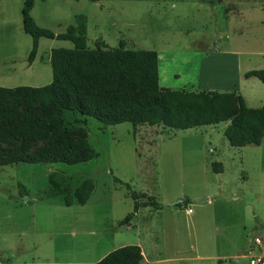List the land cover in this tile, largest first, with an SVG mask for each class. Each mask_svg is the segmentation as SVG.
<instances>
[{"label":"rangeland","instance_id":"rangeland-1","mask_svg":"<svg viewBox=\"0 0 264 264\" xmlns=\"http://www.w3.org/2000/svg\"><path fill=\"white\" fill-rule=\"evenodd\" d=\"M220 1L34 0L30 16L38 27L58 34L67 25L62 9L66 20L67 14H82L88 49L101 41L108 48L122 43L123 49L155 51L159 87L234 93L247 108H259L264 105V82L243 75L264 70V14L254 18L240 13L233 19L230 5ZM21 3L0 0V59L5 56L0 77L6 78L11 66V83L43 86L44 77L28 81L24 70L30 38L21 28ZM244 19L262 25L232 29L231 23L238 27ZM47 48L71 49L72 44L39 39L40 63ZM44 69L50 75L48 63ZM64 122L68 129H83L96 156L73 165L0 168V264H93L111 246L104 242L105 231L122 237L119 242L125 246L139 244L144 255L140 264H196L159 261L157 256L172 255L179 246L187 256L190 245L224 257L218 264H248L249 258L264 255V135L258 146L234 148L222 135L228 122L186 130L144 124L133 129L129 123L103 126L72 113L64 114ZM212 163L220 164V174L212 171ZM52 171L61 173L71 189L90 179L93 191L86 203L66 207L60 196L48 197L46 176ZM131 192L139 203L153 201L160 209L139 208L130 220L135 227L126 231L119 222L132 210ZM256 235L260 246L253 250L247 238ZM238 250L246 251L244 259L237 257Z\"/></svg>","mask_w":264,"mask_h":264},{"label":"trees","instance_id":"trees-1","mask_svg":"<svg viewBox=\"0 0 264 264\" xmlns=\"http://www.w3.org/2000/svg\"><path fill=\"white\" fill-rule=\"evenodd\" d=\"M93 2L94 0H87ZM198 1V0H191ZM220 0H218L219 2ZM214 4L216 0H207ZM33 0H23L21 28L30 37L27 56L30 63L39 38L68 41L71 49L53 48L48 63L51 80L41 87H0V166L13 164L73 165L93 159L96 154L81 128L68 129L64 114L92 118L103 126L129 123L161 125L176 130L228 122L222 135L228 146H258L264 135V105L252 109L234 93L186 92L158 86L157 55L152 50L108 48L101 41L86 47V19L74 16L75 25L53 34L38 27L29 11ZM264 82V70L244 73ZM220 172V164L212 163ZM48 197L60 196L66 207L84 205L93 191L90 179L73 189L59 172L46 176ZM18 188H23L20 183ZM23 195V194H21ZM132 210L120 221L125 224L139 207L160 205L139 203L131 192ZM142 259L135 245L119 247L94 264H139Z\"/></svg>","mask_w":264,"mask_h":264},{"label":"crops","instance_id":"crops-1","mask_svg":"<svg viewBox=\"0 0 264 264\" xmlns=\"http://www.w3.org/2000/svg\"><path fill=\"white\" fill-rule=\"evenodd\" d=\"M60 1L63 2V3L66 2V0H60ZM75 1H77V0H75ZM94 1H96V0H94ZM189 1H191V0H189ZM22 2H23V0H22ZM195 2L209 4L207 2V0H198V1H195ZM220 2L222 4H224V5H230V8L232 10V14L234 15L233 19H238V14H240V13H249L254 18L262 17L263 14H264L263 13L264 12V0H221ZM33 3H34V0H33ZM21 5H22V3H21ZM209 5H211V4H209ZM32 7H33V5H32ZM32 7H31V9H32ZM1 8H2V5H0V16H2V12H1L2 9ZM242 8H243V11H240V9H242ZM31 9L29 11V15H30ZM258 10H260V11H258ZM64 12H65V9H62L59 13L62 16L61 19L62 20L65 19V21L67 22V25L65 26V28L67 26H69V25L74 26L75 25L74 16L79 15V14L72 13L70 16L67 14V20H66V17L64 18V16H63V15H66V13H64ZM20 22H21V15H20ZM261 22L262 21H260V20L259 21H257V20H250V21L246 22V20L244 19L242 21H238V27H236L234 23H231V27H232V29H252L250 27L251 25H253V24H255V25L256 24L262 25ZM256 26H258V25H256ZM85 27H86V24H85ZM254 29H258V28H254ZM64 31H65V29H64ZM39 39H41V38H39ZM39 39H38V41H39ZM48 40H52V39H48ZM37 46H38V42H37ZM30 47H31V41H30ZM51 49H53V48H51ZM51 49H48L47 48L45 50L48 53L47 54L48 56H49V52H50ZM36 57L38 59V62L36 61L37 62V66L35 65V59H36ZM47 57H46V60H45L44 63H40V55H37V48H36L35 55H34L32 61L30 63L27 62V58H26V63L24 64V68H25L24 70L27 73V76H28L27 77V80L28 81H39V80H41L44 77L43 78V79H45V82H43V83H45L44 85H47L50 82V80H51V71H50V75H48V74H46V71L44 69V66L46 65V63H48V58ZM3 58L0 59V61H2ZM14 61L11 62V64L12 65H17V63H14ZM48 66H49V63H48ZM11 71H14V70H12L11 66H9V67L6 68L5 73L8 74V75H10L11 74ZM8 75H5L6 78L0 77V87H3V88H14V87H17L16 84H14V82H12V83L10 82V80L8 79V77H10V76H8ZM0 76H2L1 75V71H0ZM23 83H29V82H23ZM18 85H21V84L19 83ZM28 87H36V86H28ZM38 87H41V86H38ZM13 166H16V164H13ZM3 167H5V166H0V168H3ZM0 173H1V171H0ZM220 173H221V170L217 174H220ZM25 191L23 192V195H20V197H23V196L26 195V192ZM205 202L208 203V199H206ZM145 207H147V206H145ZM139 208H143V207H139ZM139 208L133 214V216L131 217V219H133V217H137L139 215ZM158 209H160V207ZM155 210H157V209H155ZM187 210H190V209H187ZM187 210H186L185 214H186V216H189V214L191 213V210H190V213H187ZM130 220H128L125 224H120V222H119V225H123V229L124 230L130 231V230H132L135 227V224H132L130 222ZM211 229L214 230V229H216V227H213L212 226ZM262 232H264V231H262ZM102 237L104 239V242L111 243V246H109V248L105 249L104 251H102V252H100L98 254V256L96 258V262H98L100 259H102L109 252H111V251H113V250H115V249H117L119 247L125 246L124 244H121L119 242V241H121L122 237H121V239L114 238V236H112V233H109L108 231L107 232L105 231V233L103 234ZM152 239H153V241L155 243L158 242V237L152 236ZM247 241L249 242V239L248 238H247ZM134 245H136L139 248V251H140V254H141V257H142V259L139 262V264H140L144 260L143 251L141 249V246H139V244H134ZM251 246L255 247L253 249V250H255V249L259 248L260 244L258 246H255V245L251 244ZM240 249L243 250V248H240ZM88 250H90V249H88V246H87V249H85V251H88ZM242 250H238L237 257L240 258V259H244L246 257V254H243V253H246V251H243L242 252ZM172 253H173L172 255H167V254L162 255L161 254L162 257H160V255L157 253V256L159 257V261L197 262L196 264H203L201 262H210V261L211 262L214 261V262H216V264H218L220 262V260L224 258V257H220V256H213L208 251V249H205V248L200 252L193 245L192 246L190 245V249L188 250V253L189 254L187 256H183V253H186V251H185L184 248H181L180 246L179 247H176V249ZM259 255L264 256L262 254H259ZM155 257H156V255L154 256V259H155V261H157L156 260L157 258H155ZM230 257L233 258V259L237 258V257H234V256H227L226 258L227 259H230ZM155 261H153V262H155ZM5 264H12V263H9L8 260H7V263H5ZM149 264H151V263H149ZM233 264H235V260H234Z\"/></svg>","mask_w":264,"mask_h":264},{"label":"built area","instance_id":"built-area-1","mask_svg":"<svg viewBox=\"0 0 264 264\" xmlns=\"http://www.w3.org/2000/svg\"><path fill=\"white\" fill-rule=\"evenodd\" d=\"M187 213H190V210H187ZM249 242L255 246L260 244L258 236L251 237ZM248 264H264V256L258 255L254 258H250Z\"/></svg>","mask_w":264,"mask_h":264},{"label":"water","instance_id":"water-1","mask_svg":"<svg viewBox=\"0 0 264 264\" xmlns=\"http://www.w3.org/2000/svg\"><path fill=\"white\" fill-rule=\"evenodd\" d=\"M25 200V199H24Z\"/></svg>","mask_w":264,"mask_h":264}]
</instances>
